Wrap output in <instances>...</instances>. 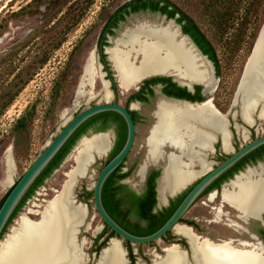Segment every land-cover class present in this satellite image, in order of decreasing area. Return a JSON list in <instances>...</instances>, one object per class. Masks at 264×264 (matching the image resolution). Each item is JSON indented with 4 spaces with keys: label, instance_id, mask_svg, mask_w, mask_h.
Here are the masks:
<instances>
[{
    "label": "bare ground",
    "instance_id": "1",
    "mask_svg": "<svg viewBox=\"0 0 264 264\" xmlns=\"http://www.w3.org/2000/svg\"><path fill=\"white\" fill-rule=\"evenodd\" d=\"M182 36L170 26L159 24L142 23L126 29L120 38L113 41V47L108 52L122 90H135L146 79V72L170 75L167 73L169 71L176 73L180 80L200 81L199 77L203 73L201 70L208 72V66L196 60L193 43ZM263 49L264 42L256 53L258 61H253L247 67L238 93L241 117L251 126L255 125V119L264 122V80L257 76L260 71L259 61L264 58ZM95 61L96 57L92 53L85 65L78 90L79 97L92 94L95 79H102L100 66L98 68ZM103 84L104 101L111 102L113 98L108 83L104 81ZM207 89L215 93L217 82L211 81ZM211 104L192 107L163 99L158 103L157 123L148 139L149 156L153 164H158L164 145H172L180 155L171 154L165 159V170L159 186L161 205H167L168 198L175 191L184 190L211 171L213 164L208 163L203 154L211 152L215 137L210 131L198 128L197 121L202 120L219 131L223 136L225 151H233L231 135L225 129L226 121L216 114ZM242 134L244 140H248L247 132ZM109 139L106 135L81 141L74 155L75 166L67 173V182L62 190L42 211L31 210L20 219L10 236L0 244V264H86L84 241H79V235L88 212L84 205H79L74 193L78 181L90 177L93 172L91 168L97 165L95 158L97 161L106 158ZM195 149L200 151L194 152ZM199 165L200 171H195V166ZM147 166L149 162L144 163L138 171L141 181ZM5 167V184L11 186L16 175L11 152L6 156ZM217 197L218 194L213 193L210 200ZM221 197L222 202L235 209L241 219L260 220L261 215H264V168L258 171L250 169L239 175L225 186ZM36 215L39 219L34 220L33 216ZM175 231L193 243L199 241L194 248L192 264H264V244L243 243L242 248H236L232 242L203 241L188 226L179 225ZM107 248L98 264H128L127 253L120 241L113 239ZM165 252L166 256L160 257L155 264H191L186 252L178 245L166 248Z\"/></svg>",
    "mask_w": 264,
    "mask_h": 264
},
{
    "label": "rangeland",
    "instance_id": "2",
    "mask_svg": "<svg viewBox=\"0 0 264 264\" xmlns=\"http://www.w3.org/2000/svg\"><path fill=\"white\" fill-rule=\"evenodd\" d=\"M32 1L33 0H0L1 57L5 59L12 52H18L14 60L16 72L9 74L11 70L9 61L6 60L0 64V97L6 95L9 90H12V86L16 81V79L14 80V77L17 71L26 69L35 57L38 54H41L44 47V39L50 35V29L47 28L49 18H44L42 15L32 17L29 16L28 13L19 17H14L13 13L26 7ZM54 1L55 0H47L44 2L43 6L40 8V13H44L47 9L51 8L52 12H50V15H53L57 11L58 7L54 4ZM129 1L132 0H98L88 11L86 17L82 20L81 25L69 35L68 41L61 47V49L54 53L49 63L38 72V74L18 96L14 104L0 118V201L29 169L33 162L41 155L47 145L56 137V135L59 134L65 123L91 105L89 104L91 97H97L94 100L95 102H105L104 92L102 95H99L102 90L104 91V80L100 77L95 79V87L92 94H86L87 96L85 95L84 97L77 98V92L84 75L85 65L92 53H97V61L100 63L99 45L102 39L103 29L109 15L114 13V11H116L120 6ZM173 1L179 4L197 21L202 31L205 32L214 43L221 62L222 72L219 89L217 90L215 96L222 105L225 104L226 106L231 107L241 84L246 64L252 54L255 45L254 43H256L255 40H257V34L264 21V16L262 17V20L261 18H257L255 16L251 17V25L240 51L232 61H228L226 59V51L223 43L219 42L213 29L205 20L200 6L196 3V1ZM83 2L84 0H82V7ZM263 11L264 8L262 12ZM261 16L262 15L260 14V17ZM243 17L244 10L242 9L239 13L240 20ZM171 22L173 21H169L160 14L140 13L132 15L126 22L121 24L115 36L108 37V48L113 47V41L120 38L126 29L133 28L142 23L170 26L172 30L178 31L176 28L179 26L177 22L175 21L176 27L168 25L172 24ZM60 29L61 27L58 28V31ZM234 32L235 30L232 34H229L226 39H232ZM27 41H29V44L21 49V46ZM189 42L191 43V40ZM99 66L100 64H97L98 68ZM113 73L116 75L115 71H113ZM179 78L180 77H177V79ZM58 81L63 84V89L60 94L54 96V88ZM87 90L88 92L90 91V89ZM134 91L135 90L125 92L122 88H119V92L121 94L129 95ZM156 92L159 96L162 92V88H156ZM31 106L36 107V116L30 130V135L28 137H20L12 133V128L16 121ZM260 123L261 128L259 137L264 136V122ZM139 129L140 136L134 153L130 160L124 165L122 170V173L131 170L132 172L131 175L122 183L130 186L136 192L141 193L144 189V184L138 176V171L144 163L136 164L134 161L135 155L142 150V145L144 144V132L147 127L145 124H141ZM82 140L83 139H80L78 141L59 169H57L28 200L18 217L10 226L8 232L2 239V242L10 236L11 231L14 227H17L20 219L24 215L29 214L31 210L42 211L44 206H46L47 203L62 190L63 186L67 182V173H69L75 166L74 155H76V150ZM241 143L244 145L247 144L245 140H241ZM10 152L12 153L14 160L16 175L13 185L8 186L5 184V159ZM102 162L104 163V161ZM162 165L149 163V168H161ZM260 166L264 167V164ZM102 167L103 165H101V163H97L95 170L90 174L89 178L78 181V186L74 193L80 195L78 200L86 207L88 212L85 225L81 227L79 235L81 238L80 240L84 241L83 252H85L84 260L86 264H96L100 256V254L97 255L96 253H92V247L94 239L104 231V225L94 212L92 198L89 199L86 197V193L93 192L94 185L99 177ZM200 167V165L195 166V169L200 170ZM257 168L259 167L252 169ZM245 172L246 171L243 173ZM229 184L230 182L225 186ZM213 193H217V191ZM219 198V200H217V197L213 201L209 199L210 202L206 197L199 200L186 214L184 217L185 222L181 223V225L192 227L197 234L210 238L211 240H214L215 243L232 242L234 247L237 246L236 248H242L241 244L245 242H237L235 240H244V237L248 236L245 228H248L249 224L254 223L257 227H259V224L261 223L258 220L250 219L248 222L249 224L246 225L239 218L240 214L230 206L225 205L222 202V197L219 196ZM169 199L171 198L169 197ZM166 207L168 206L161 205L159 203L158 209L162 210ZM33 219L37 220L39 219V216H33ZM262 228L264 227L262 226ZM175 232H172V236L167 241L161 240L149 245H132L133 254L136 257L135 264H155L160 260V257L166 256L165 249L173 246V244L179 245L184 251H189V245L185 247L184 245L179 244V239L184 238L178 236ZM173 237L176 239L171 240ZM253 242V245H258V240ZM125 243L126 242L121 241L123 248L127 252L126 257L128 259V264H132L129 258V251L125 246ZM105 247H109V243H107Z\"/></svg>",
    "mask_w": 264,
    "mask_h": 264
},
{
    "label": "trees",
    "instance_id": "3",
    "mask_svg": "<svg viewBox=\"0 0 264 264\" xmlns=\"http://www.w3.org/2000/svg\"><path fill=\"white\" fill-rule=\"evenodd\" d=\"M46 1L47 0H33L26 7L13 13L14 17H19L25 13H28L29 16L32 17L42 15L44 16V18H49L47 22V28L50 29V35L44 39V47L41 51V54H38L31 62V64L26 67V69L17 71L14 77V80L16 79V81L12 86V90H9L6 95L0 97V118L14 104L15 100L38 74V72L49 63L54 53L61 49V47L68 41L69 35L81 25L82 20L86 17L88 11L95 5L98 0H84L83 7L82 0H55L54 4L58 7L57 11L53 15H50V12H52L51 8L47 9V11H45L44 13H40V8ZM193 1H196V3L200 6L205 20L213 29L219 42L223 43L226 51V59L228 61H232L240 51L251 25V17L255 16L257 18H261L262 20V17L264 16V11L262 12L264 8V0ZM242 9L244 10V17L240 20L239 13L242 11ZM139 13L160 14L167 17L168 20H175L177 24L181 26L184 34L186 36H189L203 52V54L206 55L214 63L217 74L221 77V62L214 43L210 40L207 34L202 31L197 21L173 0H132L120 6L116 11H114V13L109 15L103 29L100 49L102 58L107 60L110 65L111 63L108 60V56L103 51L105 47H109L108 37L115 36L121 24L126 22L130 16ZM260 14L262 15L261 17ZM263 24L264 21L262 23V26ZM60 27L61 29L58 31V28ZM261 28L259 29L256 39L258 38ZM234 30L235 32L233 33L232 39H226V37L229 34H232ZM28 44L29 41L22 45L21 49ZM17 53V51L12 52L5 59L1 57L0 54V64H2L6 60L9 61V66L11 69L9 74L16 72V67H14V60L17 56ZM158 85L164 86L163 92L168 96L174 95L178 90L186 91V89L180 87L172 77L152 78L146 80L142 85V90L145 91L151 88V93H154V89H152V87ZM62 89L63 84L58 81L54 88V96L60 94ZM198 89H201V87H198ZM106 115L110 114H104L101 116ZM35 116L36 107H29L14 124L12 133L20 137H28L34 123ZM91 123V121L88 122L73 135V137L68 141V143L64 146L57 157L52 161V163L36 181L34 186L31 188L29 193L26 195V197L12 216L3 235L1 236V241L8 232L10 226L18 217L23 207L28 202V200L45 183V181L49 179L57 169H59L63 161L67 158L78 141L82 138L84 129ZM118 150L119 149H116L115 152H117ZM260 151H264V147H262ZM245 161L239 163L233 170H231V174L229 175V177L224 176L215 185L211 186L204 195L214 190L216 185L221 187L224 181L228 180V178H233L235 173L240 170L239 168L241 165L243 166L242 168L246 167ZM124 165L125 163L112 174V176L105 184L103 191L104 205L109 214L130 233L137 236L151 235L162 228L165 223L172 217V215L181 204L183 197H185V194L183 196H180L179 198L173 199L171 207L159 210L157 192L158 183L156 179L161 176V171L159 170L156 173V177L154 179H150L144 192L138 193L130 186L120 183V181L127 179L132 172L131 170L129 173L121 174ZM11 191L12 189H10L5 197L0 201V209ZM86 196L89 199H94V192L86 193ZM183 222H185V219L181 220V223ZM106 235H108V240H110L111 238H117V235L112 232L108 226L105 227L100 237ZM171 236L172 232H169L165 237H163V240L167 241ZM175 239L176 238L173 237L171 240ZM179 244L187 246V243L184 239L180 240ZM105 246L106 243L103 245V248H105ZM125 246L128 248L129 258L132 264H135L136 257L133 254L132 244L126 242Z\"/></svg>",
    "mask_w": 264,
    "mask_h": 264
},
{
    "label": "water",
    "instance_id": "4",
    "mask_svg": "<svg viewBox=\"0 0 264 264\" xmlns=\"http://www.w3.org/2000/svg\"><path fill=\"white\" fill-rule=\"evenodd\" d=\"M162 17H165V16H162ZM165 18L168 19L167 17H165ZM169 21H173V22H171L172 24H168V25L176 27L175 26V20H169ZM166 27H168V26H166ZM176 28L180 32L181 35H183L184 37H187L188 39L191 40V42L193 43V45L195 47L194 50L196 52L195 53L196 60H198V62H202L204 64V66H208V70H207L208 72H206L203 69L201 70V71H203V73L199 77L200 81H198V80H192V81L191 80H180V79H177L176 73L169 72V71L167 73L170 75H166V73L146 72L145 73L146 79H144V81H142V83L135 89L134 92L139 91L146 80H149L152 78H161V77H172V78H174V81L177 82L180 86L187 87L190 90H193L196 85H203L206 89V92H207L208 91L207 84H209L211 81L217 82V87H218L219 82H220V78L217 77L216 67H215L214 63L206 55L203 54V52L199 49V47L194 43V41L189 36H186L184 34L181 26H178ZM263 42H264V24L260 30V33H259L258 38L256 40V43L254 45L252 54H251V56H250V58L246 64L242 80L244 78V75L246 73V70H247V67L249 66V64H251L253 61L256 62V60H257L256 53L260 49ZM111 43H112V41H111ZM109 49L110 48L105 47L103 51L105 52L106 55H108V60L111 63L110 56L108 53ZM263 51H264V49H263ZM94 56L96 57L95 62L97 64H99V62L97 61V59H98L97 53H94ZM199 64H201V63H199ZM111 65L113 67L112 63H111ZM259 67H260V69H259L260 71L258 72L257 76L259 79H261L263 81L264 80V58L263 59L261 58V60L259 61ZM100 70H101L102 79L108 83L109 92L113 98L114 92H112L110 90V82L105 80V73L103 72V67L101 64H100ZM113 70L115 71L114 67H113ZM115 78L117 79V82L119 84L118 85L119 88H121L117 74L115 75ZM242 80H241V82H242ZM94 87H95V81H94ZM161 87H162L161 85L157 86V88H161ZM208 92L213 93L211 91H208ZM238 93H239V89L237 91L236 98L234 100V107L238 106ZM102 94H103V90L99 95H102ZM82 97H84V96H82ZM77 98H79L78 92H77ZM96 98L97 97H91L89 104L93 100H95ZM112 101H113V99H112ZM112 101L111 102H104V103L100 102V103L96 104L95 106H88L81 113H79L77 116L68 120L65 123L64 127L62 128V130H60L59 134L56 135V137L47 145L45 150L33 162V164L29 167V169L25 172V174L19 179V181L14 184V186L11 188L12 191L10 192V194L8 195L7 199L5 200L4 204L2 205V207L0 209V239H1V236L3 235L8 223L10 222L12 216L14 215V213L16 212L17 208L20 206V204L22 203V201L24 200L26 195L29 193L31 188L34 186L36 181L40 178V176L44 173V171L48 168V166L52 163V161L57 157V155L61 152V150L68 143V141L73 137V135L86 122H88L90 119H92V118H94L100 114L108 113V112L117 113L125 119L127 126H128V138H127L125 146L112 160H110L102 168V170L99 174V177H98V179L94 185V188H93L94 200L92 199V203H93V207H94V212L96 213V215L99 217V219L103 223L104 228L106 226H108L111 229V231L117 235V238H111L110 239L109 245L113 239H117L120 242L121 241L129 242L134 246L149 245V244L163 240V237H165L169 232H175V229L179 225H181V220L184 219V217L190 211V209L198 202V200L205 194V192L211 186H213V184L215 182H217L220 178H222L225 174H227L230 170H232L236 165H238L247 156H249L250 154H252L256 150L264 147V136H261V137L257 138L256 140H254L252 142H248V144L241 146V148L238 151L231 144V147L233 150L232 153H227L224 149V153L228 156V158L221 163H218L215 160H211V159L209 160V157L210 156L213 157L215 152H216V143L218 142L219 137L221 136L222 141H223V136L220 134L219 131L213 129V127H211L210 125H206L202 120L197 121L198 122V124H197L198 128H200L201 130L210 131L211 133H213V135L215 137L214 143L212 144L211 152H206L203 154L206 157V161H208V163L210 162L213 164L211 167V171H209L208 173H206L205 175H203L202 177H200L199 179L194 181L191 185L185 187L184 190L175 191L173 193L174 195L170 196L171 199H175V198L179 197L180 195H182L190 187H192V189L189 191L187 196L184 198L182 203L179 205V207L177 208L175 213L165 223V225L162 228H160L158 231H156L155 233L148 235V236H137V235L130 233L126 229H124L109 214V212L107 211V209L104 205V201H103V191H104L105 184L107 183L108 179L112 176V174L114 172H116L126 162V158L128 157V155L132 151L134 144H135V140H136V125H135V122H134L129 110L127 108H125L124 106L118 104V103H112ZM170 101L177 103V104H184V105H189L192 107H194V106L198 107V106H203L205 104L211 103L212 98L208 99L205 102H201V103L181 102L178 100H170ZM211 105L213 106V104H211ZM240 110H241V107H240ZM214 111L216 112V114L218 116H221L217 112L215 107H214ZM222 120H224V119H222ZM224 121H226L225 129H226V131H228L230 133V135L232 137V132L229 129V122L226 119ZM156 122H157V120H156ZM243 122H244V124H246L250 128H252L251 125L245 123V121H243ZM155 125H156V123L151 128V130L155 127ZM244 132L250 133V130L244 128ZM106 135L109 136L108 133L102 132V133L94 134L91 137L106 136ZM248 136H249V134H248ZM91 137H85V138H91ZM248 141H249V139H248ZM168 146L171 147L172 149H175V151L171 152L169 155L176 154V155L180 156L177 153L176 148H174L172 145H168ZM223 148H224V146H223ZM111 150H112V146L110 144L109 148L107 150L106 158L102 159V160L99 159V161H97V159L94 156L95 162L98 164L101 163V165H102V163H103L102 161H106L109 154L111 153ZM198 151H200V150H198V149L194 150V152H198ZM158 164H160V165L163 164V171H162L161 178L159 179V185L157 188L158 201H159V186H160V181L163 178V174H164V170H165V162L164 163L160 162ZM14 167H15V164H14ZM148 168H149V166L146 167L143 181H145V177H146V174L148 172ZM249 169H247V170H249ZM91 170L94 171L95 168L92 167ZM195 171H200V170L195 169ZM238 176L239 175H237L235 177V179ZM169 201H170V199L168 198L167 204H169ZM79 205H82V204L79 202ZM263 218H264V215H261L260 220H263ZM242 220L244 223H248L250 219L247 218V219H242ZM190 228L192 229L193 233H195L196 235L201 237L203 239V241L205 239H208L209 241H211V243H215L214 240H211L210 238H206L204 236H201V235L197 234L192 227H190ZM177 235L181 236L179 234H177ZM181 237H183L187 241V243L190 247V250H189L190 252L189 251H185V252L187 254L188 261L191 263L192 261H194V259H193L194 255H195V253H194L195 249L194 248H195V246H197V243L199 241L193 243L192 241H190L188 239V237H184V236H181ZM1 242L2 241L0 240V244H1ZM263 243H264V241H258V244L263 245ZM173 245H177V244H173ZM121 246H122V244H121ZM122 248H123V246H122ZM179 248L181 249L180 246H179ZM107 249L108 248L106 247L105 249L102 250L96 264L100 263V261L103 258L102 254Z\"/></svg>",
    "mask_w": 264,
    "mask_h": 264
},
{
    "label": "flooded vegetation",
    "instance_id": "5",
    "mask_svg": "<svg viewBox=\"0 0 264 264\" xmlns=\"http://www.w3.org/2000/svg\"><path fill=\"white\" fill-rule=\"evenodd\" d=\"M99 47H100V45H99ZM99 55H100V63L99 64H101L103 67V72L105 73V80L110 82V90L112 92H114V97H113L112 103H118V104L124 106L125 108H127L129 110L134 122H135V125H136L135 144H134L132 151L130 152V154L126 158L125 164L130 160V158L132 157V155L134 153L138 138L140 136L139 127L141 124H145L147 129L144 132V144L142 145V150L135 155V161L134 162L136 164L146 163V162H149L151 164L153 163V159L149 156L150 149H149V145H148V139H149L150 133L152 131L151 128L154 126L155 123H157L156 122V120H157L156 119V110H157L159 101L162 99L167 100V101L178 100L181 102L201 103V102H205L208 99L212 98L211 103L214 105L217 112L221 115L220 117H222L224 120L226 119L229 122V129L232 132L231 144L235 147V149L237 151L241 148V146H244V144L241 143V140L244 141V139L242 137L243 136L242 133H244V128L250 130V133H247V134H249V136H248L249 141L245 140V142L247 144H248V142H252V141L256 140L257 138H259L261 123H260V121H258V119H255V121H256L255 125L252 126V128H250L248 125L244 124L243 119L241 117V113H240V107L239 106L234 107V101H233L231 107H229V106H226L225 104L222 105L220 103V101L217 99V97L215 96L217 93V90L219 89V85L221 82V77L218 76V74H217V77L220 78V82H219V85L217 87L216 92L213 94L209 93L208 91L206 92V89L203 85H196L193 90H190L189 88L182 87L178 84L180 87L186 89V91H179L178 90L175 92L174 95L168 96V95L164 94V92H163L164 86L161 85L162 86L161 87L162 92L159 96H158V93L156 92L157 86L152 87V89H154V93H151V91H150L151 88L144 91V90H142V87H141V89L139 91L132 92L131 94L126 95V94H121L119 92V86L117 83V79L115 78V75L113 73V71H114L113 67H111V65L108 63L107 60L102 58L101 49H99ZM198 87H201V89H198ZM93 101L90 103L91 104L90 106H95L96 104L100 103V102H95V101L93 102ZM102 103H104V102H102ZM104 114H110V115L101 116ZM90 121L92 123L84 129L81 139H83L85 137H91L94 134L102 133V132H106L109 134V138H110L109 141H110V144L112 146V150H111V153L109 154L108 158L106 159V161H104V163H102V165L104 167L125 146L127 138H128V126H127L125 119L121 115L114 113V112H108V113L100 114V115L90 119L88 122H90ZM88 122H86L85 124H87ZM151 122H153V123H151ZM85 124L83 126H85ZM116 149H119V150L117 152H115ZM260 149L256 150L255 152H253L252 154H250L244 160L241 161V162H244L245 160H247V161H245V165H246L245 168H242L243 166L241 165L239 168L240 170L237 173H235L233 178H228V180L223 182L221 187L216 185L214 190H212L208 194L202 196L199 200L206 197L209 201V199H210L209 197L211 196V194L213 192H216V191L218 194L217 200H219L220 199L219 196L221 197V193H222L225 185L229 182L231 184L232 180H234L237 175L242 174L244 171L247 172L248 171L247 169H249V168L251 170H253L252 168L259 167L257 169H254L256 171H258L260 168H264L263 166H260V165L264 164V151H260ZM173 151H175V149H172L168 145H164V147H162V154L163 155L161 156L159 163L160 162L164 163L165 159L167 160V156ZM227 158H228V156L224 153L222 137L220 136L218 142L216 143V152H215L213 157H211V156L209 157V160L211 159V160H215L218 163H221V162L225 161ZM102 168H101V170H102ZM159 170L161 171V175H162L163 165L161 168H159V167L148 168V172L146 174L145 181L142 182L144 184V189L142 192H144V190L146 189L150 179H154L156 177V173ZM230 171L227 174H225L224 176L229 177V175L231 174ZM129 172L130 171H127V172H124L121 174H126ZM160 178H161V176L156 179L158 185H159V179ZM123 181L124 180L120 181V183H122ZM217 182H215L213 185H215ZM191 189H192V187H190L187 191H185L180 196H183L185 194V197H186ZM75 196H76L77 200L80 197V195H78V194H75ZM179 197H177V198H179ZM185 197H183V200ZM172 200L173 199H170L169 204H167L165 206L171 207L172 206ZM182 201H181V203H182ZM78 203H79V200H78ZM158 206H159V201H158ZM239 218H240V216H239ZM258 221H260L261 224H259V225L261 227L260 226L257 227L254 223H251V224L245 223L246 225L249 224V227L245 228V231L248 234V236H245L244 240H235V241L245 242V243H248L251 245L254 244L253 241H255V240L264 241V228H262V226L264 227V218H263V220H258ZM101 234L98 235L94 239L93 247H92V253H96L97 255L101 254L102 250L106 248V247L103 248V245L105 243L106 244L109 243V241H110V240H108V235L100 237ZM80 239L81 238L79 237V241L82 243L83 240L81 241ZM180 240H183V239H179V241ZM186 243H187V241H186ZM187 245H188V243H187ZM83 248H84V246H83Z\"/></svg>",
    "mask_w": 264,
    "mask_h": 264
}]
</instances>
